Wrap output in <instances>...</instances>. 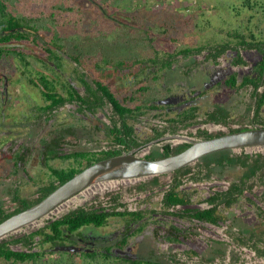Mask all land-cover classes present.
Wrapping results in <instances>:
<instances>
[{"label": "flooded vegetation", "instance_id": "1", "mask_svg": "<svg viewBox=\"0 0 264 264\" xmlns=\"http://www.w3.org/2000/svg\"><path fill=\"white\" fill-rule=\"evenodd\" d=\"M48 31L41 30L36 39L30 35L23 40L13 38L9 42H0V46L9 45L24 52L27 60L19 62L15 57H0V210H14L18 206V196L37 198L40 195L36 189L38 184L41 181L50 184V165L60 168L67 161H74L75 156L81 158L80 162L75 160L77 166L87 164L91 157L96 159L114 150H120L118 154L133 151L134 155L154 159L163 157L168 147L172 154L198 139L264 126L255 115L257 97L252 96L253 85L236 90L226 83L232 74L237 76V83L248 75L258 77L264 51L256 47L253 48L260 52L253 57L251 66L242 53L249 47L240 49L244 62L237 60L239 52L235 49L216 57L204 49L189 54L171 52L173 55L167 52L127 55L122 52L112 54L115 59L107 65L97 62V55H92L94 61L85 63L81 58L77 63L63 49L51 44ZM49 48L57 50L56 53L50 52ZM84 56L87 58L88 54ZM57 59L60 66L55 64ZM168 59L172 60L170 66H167ZM15 60L20 67L18 76L14 74ZM68 63L72 66L70 72ZM96 80L104 82L112 91L117 98L115 102L122 107L121 113L114 110L113 102L107 97L99 104ZM263 89L264 85H261L259 90ZM242 91L248 93L252 103L246 105V112L234 113L229 104L233 94ZM45 92H54L57 98L63 97L65 101L51 109L53 100ZM19 93L23 94L21 101L17 100ZM228 95L232 97L226 98ZM226 111L229 112L227 121H218L217 118L224 116ZM261 116L264 118V104ZM39 120L44 122L47 130L52 129L41 138L39 166H35V148L30 142H33L32 127ZM23 126H27V131L22 132ZM26 137L27 140H19ZM117 137L124 141H117ZM82 141L90 146L74 149L67 146H78ZM54 146L57 148L52 151ZM227 151L248 153L251 159L260 158L262 166L247 177L246 166L221 165L216 160L205 164V155L183 168L148 179L98 183L85 189V195L71 198L89 201H81L63 213H50L40 220L45 225L50 219L82 207L108 213L102 225L89 224L74 232H65L57 242L46 241L44 236L37 235L31 243L25 235L43 226L28 229L33 223L2 241H9L14 251L36 253L38 258L46 261L52 256L62 259L65 264H214L215 260L204 254L221 230L229 229L235 238V260H240L239 254L250 248L264 259L261 251L264 248V147ZM82 152L88 157H83ZM73 153L75 156L67 160L66 155ZM57 160L62 165L52 164ZM218 166H237L241 174L225 184L219 179L221 170ZM6 181L9 185L4 187ZM233 184L242 191L230 206L219 203L217 213L221 218L217 222L194 215L196 211L211 209L214 204L210 199H224L219 193L229 191ZM30 185H36L34 194L24 189ZM256 187L258 191H254ZM170 193L187 202L166 205L164 199L172 196ZM3 194L12 201L5 204ZM210 232L213 238L207 242L203 238ZM17 238L22 239L16 242ZM60 245L77 249H55ZM40 259L2 258L0 264L44 263Z\"/></svg>", "mask_w": 264, "mask_h": 264}, {"label": "trees", "instance_id": "2", "mask_svg": "<svg viewBox=\"0 0 264 264\" xmlns=\"http://www.w3.org/2000/svg\"><path fill=\"white\" fill-rule=\"evenodd\" d=\"M93 1L99 3V5L102 6L101 12L106 14L105 11H108L110 8L115 11L123 10L126 8L123 5L127 0ZM245 1L248 4L247 7H249L248 12H250V14L248 13L247 15H244V12L236 8V11H239L240 14H243L244 16L240 17V20L230 21L228 27L221 28L220 30L218 29V26L213 25L210 20L207 21V24L204 23V21L203 24L196 21L193 25V18H187L185 15H181L182 17L180 18L183 19L182 26L185 32L198 27V29H201L203 32L204 36H194L196 38V45L178 43L183 46L186 44V47H175V50H172V53L189 54L208 49L211 55L216 57L229 49H235L239 52V58L237 60L244 62L240 55V49L242 47H256L261 51H264V0ZM226 2L227 1H224L223 3L225 4ZM174 7L175 4L170 3V6L153 14L148 10V6L144 7L138 4L133 8L132 12H130L129 18L132 20L130 21L137 22V24L138 22H144L146 27L145 29L138 27L136 30H140L141 28V31H135L131 38L136 39V42L138 43L142 42V40L146 41L148 45L152 46V50L157 54H160L161 52L164 54L166 52L170 54L171 51L168 48H165L166 46H163V44L168 46L171 40L178 42L180 41L177 37L178 34L181 33L182 39L184 34L181 31L177 33V30H180L179 27L181 26L177 23L180 14L174 9ZM190 7L191 6L188 5H182L181 9L185 8L187 10ZM226 7L230 8L228 5ZM80 11L81 9H79L78 4L74 0H0V36L2 35L0 42H9V40L13 38L23 40L30 37V35L34 36L36 39L41 30H49L48 32L50 33L47 34L52 37V39L49 40L51 41V44L55 45L57 48L63 49V51L66 52L75 62H81V58L85 63L87 61H94V56L97 55V62L105 63V65L110 64L112 60L115 59L114 55L117 52L112 46L119 45L120 48L122 46H129V43L125 42L121 37L122 31L126 29L127 23H130V21H126L125 24L115 22L113 17H105L103 14L100 16L96 15L90 19L85 17ZM180 13L184 12L181 11ZM240 14H237L236 12L235 16H241ZM142 31L144 35L141 33ZM115 34L116 36L114 37ZM161 34L162 36H169L170 39L166 42L158 40L161 37ZM201 37L203 39H200ZM158 43L162 44L160 48H164H158ZM49 51L56 53L57 50L49 48ZM172 53L170 55H173ZM24 54V52H19L16 48H12L9 45L0 46V57H3V59L15 57L19 62H26L27 60ZM85 54H88L87 58L84 56ZM112 54L114 55L111 56ZM92 55L94 56L92 57ZM164 57L166 59L165 55ZM156 59L157 58H154L153 60L156 61ZM171 61V59H168L167 66H170ZM59 62L60 60H55V64L58 66H60ZM50 67L54 68L53 66ZM258 69L259 74L256 78L248 75L241 80V83H237V76L232 74L229 79L226 80V83L228 86H232L236 90L243 86L253 85L254 89L252 96L253 98L257 97L255 102L256 107L254 106L255 115L258 121L264 123V118L261 116V109L264 104V89L262 91L259 90V87L264 85V61L260 63ZM96 83V90L99 92V104H101L102 100L107 97L109 102H113L114 110L117 113H121L122 107L118 102H115L117 101V98L112 94V91H110L101 80H96ZM45 94L53 100V103L49 107L51 109L55 105H59L65 101V98L63 97L57 98V96L54 95V92H45ZM228 118L229 112L226 111L224 116L217 118V120H223L226 122ZM187 123L188 122H186L185 125H187ZM119 140L124 141L117 137V141ZM55 147L56 146H54L52 151H55ZM169 150V147L166 148V153L162 156L170 154ZM120 152V150H114L108 152L104 156H99L96 159L118 154ZM81 155L83 157H88L86 152H82ZM74 156V153L67 154L66 158L67 160H70L69 158ZM206 157L207 158L204 159L205 164H210L216 160V163L221 165H244L247 167V177L262 166L260 158L251 159L252 156L248 153L231 154L230 151L224 150L216 152L215 154L207 155ZM75 158L76 161L81 159L76 156ZM96 159H92L91 157L89 158L88 163L83 164L82 166H80L81 164L77 166L75 160L67 161V164H63L60 168L50 165V184L47 185L46 181H41V183L38 184V188H36L40 195L35 199H24L18 196V199H16L18 201V206L14 210L10 212H5L3 209L0 210L2 212L0 215V222L12 214L39 202L52 192L53 189L70 179L77 172L84 169V167L90 165L93 161H96ZM241 191L242 190H240L236 184H233L229 191L219 193V196L223 194L224 199H210L214 206L205 211H196L194 215L203 220H208L213 223L217 222L221 218L220 214L217 213L219 203L223 202L226 206H230L237 200L236 197ZM170 195L172 196L168 199H164V203L168 206L179 203L184 204L187 202L186 199L181 198L177 194L175 195V193H170ZM107 216L108 213H98L96 211H89L79 207L70 210L68 213L56 219H50L45 225L43 224V226H40L33 232L27 233L24 238H29L28 242L32 243L35 240V236L42 235L46 241L57 242L62 238L65 232H74L82 226L89 224L102 225L106 222L105 220L107 219ZM21 239L22 238H17L15 241L17 242ZM261 251L263 252L262 254H264V248L261 249ZM2 258L6 260L12 258L24 260L28 258H34L35 260L40 259L37 257L36 253L14 251L9 246V241L6 240L0 242V260ZM212 259H214V257H212ZM147 264H151V262H147Z\"/></svg>", "mask_w": 264, "mask_h": 264}, {"label": "rangeland", "instance_id": "3", "mask_svg": "<svg viewBox=\"0 0 264 264\" xmlns=\"http://www.w3.org/2000/svg\"><path fill=\"white\" fill-rule=\"evenodd\" d=\"M74 1L78 4L79 9H81L80 12H82L83 15H85V17H87V18L91 19L92 17H95L96 15L100 16L101 14H103L101 12L102 6L93 0H74ZM137 1H139V2H137ZM224 1H227V2L224 4L223 3ZM251 1H253V0H251ZM170 3L175 4L174 9L177 12H179V14H180L177 23H178V25H181V26L179 27L180 30H177V33L180 31L182 33H184L183 39L181 38V33L178 34L177 37L179 38L180 41L175 42V41L171 40L169 42L170 45L168 44V46L166 44H163V46H166L165 48H168L171 52H172V50L173 51L175 50V47L176 48L186 47V44L187 45H196V42H195L196 38L194 37L195 35L204 36L201 29H198V27L196 29H190L189 31L185 32L183 29V26H182L183 19L180 18V17H182L181 15H183V16L185 15L187 18H190V17L193 18V21H194L193 25L196 21H199L200 24L201 23L203 24V21H204V23L207 24V21L210 20L212 22V24L215 26H218V29L220 30L221 28L228 27L230 24L229 23L230 21L240 20L239 19L240 17L247 15L248 13L250 14V12H248L249 11L248 10L249 7H247L248 4L246 3L245 0H127L123 5L126 8H124L123 10H121V11L116 10L115 11L112 8H110L108 11H105L106 14H103V15L105 17H109V16L113 17L114 16V17H116L120 20H124L126 22V21L131 20L129 18L130 12H132L133 8H135L138 4L141 6H144V7L148 6V8H149L148 10L154 14L156 12L162 11L163 9H165V7L170 6ZM232 4H233V6H232ZM182 5L183 6L188 5L191 7L187 10L185 8L181 9ZM227 5L230 8H227L226 7ZM236 8L240 9L242 12H244V15L240 14L239 11H236ZM181 11L184 13H180ZM236 12H237V14H240L241 16H237V15L235 16ZM196 16H197V18H196ZM117 20H114V21L118 22ZM131 21H130V23H127V27L125 30L122 31V37H121L123 40H125V42L129 43V46H124V47L122 46L120 48V46L117 45V46H112V48L117 50L116 53H119V51H120V53L125 52V53H127V55H131L133 53H139V52L140 53L141 52H149L150 54H152L154 52L152 50V46L148 45L146 43V41L142 40V42L138 43V42H136V39L131 38V36L133 35V33L135 31H141V28H140V30H136L138 27H142V29L143 28L145 29L146 24L144 22H141V23L138 22V24H137V22H131ZM141 33L144 35L143 31ZM115 36H116V34L114 35V37ZM165 38H167V39H165ZM169 39H170L169 36H167V35L162 36V34H161V37L158 40H161L162 42H166ZM200 39H203V38L201 37ZM178 43H186V44L183 46L182 44H178ZM161 46H162V44L158 43L157 47L160 48ZM162 48H164V47H162ZM162 48H160V49H162ZM256 51L257 50L255 48H253V49L244 48V50H242L243 56L245 58L249 59L250 66H251V63L254 62L253 57L260 52L259 51L257 53ZM161 53H163V52H161ZM256 56H258V55H256ZM13 63H15L14 64V66H15L14 74H16V76H18V74L20 73L19 62L15 60ZM180 66L181 65L179 64L178 67H180ZM71 68H72V66L68 63L67 69L69 72L71 71L70 70ZM245 69H246V67L244 66L243 70L245 71ZM26 94H27V92H26ZM247 95H248V93L246 91L245 92L242 91V92H237V93L233 94V97H232V95H228L226 97L228 99L231 97L233 98L231 103L229 102L230 103L229 105H230V107H232V110L234 113L241 114V113L246 112V105L252 103L251 100L249 101V97ZM17 98H18L17 100L21 101V99H23V94L19 93L17 95ZM23 110L26 111L27 109L24 108ZM37 122H35V124L32 127L33 142L32 141L30 142V144L31 145L33 144V146L35 148V153H36L35 159H34L35 166L36 165L39 166L38 157H40V156H38V152H39V148L41 146L40 145L41 138L43 136H45V133L49 134V131H50L49 129H52L51 127H49V129L47 130V128H45V126L43 125L44 122L41 120H39ZM67 122H69V121H67ZM26 127L27 126H23V129H21L22 132L27 131ZM21 139L27 140L28 138L27 137L26 138H20L19 140H21ZM83 142L84 141L80 142L81 144L78 143V146H74V145H67V146H69L72 149H74V148H88L90 146V145L83 144ZM71 143L75 144V141H71ZM235 151L238 152L239 149H236ZM60 163L61 162H59L57 160L56 162H53L52 164L53 165H62ZM41 167H43V165ZM217 168H219L221 170V173L218 174L219 179L222 182H224L225 184L237 179L239 177V175L241 174V169L237 166H226V167H221V168L218 166ZM0 172H2V171L0 170ZM40 173L42 174V169H41ZM7 183L8 182L6 181V183L3 184L4 187H6V185H9ZM35 188H36V185H35V187L30 185L24 189H27V191L31 192V194H34ZM258 190H259V188H257V187L254 189V191H258ZM85 192L86 191L81 192L80 194L76 195L75 198L78 196H81V195H85L86 194ZM3 198L5 201V204H8L12 201L11 199H8L6 197V194H3ZM89 200L90 199H70L67 203H65L62 207H60L57 211H54V212L63 213L68 209V207L72 208V207H75V205H79V203L81 201H89ZM263 204H264V202H263ZM54 212H52V213H54ZM248 213H251V210ZM41 222H42L41 220L35 222V224L28 227V229H34V228L39 227L40 225L43 224V223L41 224ZM248 226H250V225H248ZM95 229H97V228H95ZM229 231H230L229 229L221 230L218 238L216 237L217 240L215 242H212V246L210 248H208V251H206L205 252L206 254H204V255L205 256L207 255L210 257H215L213 259V260H215V261H213L214 264H244V263L245 264H264L263 257L260 256L259 254H256V252H254L252 250V248H250V249H244L243 248L244 249V252H242L243 255L241 256L242 253L239 254L240 260H238V259L235 260V258H236L235 253H234V250H236L235 238H233L232 235H230ZM212 234L213 233H211V232H210V234H206L203 239L206 240L207 242H209L208 239L211 240L213 238ZM232 240H234V242ZM219 241H220V243H218ZM61 253H62V255L67 254L66 252H61ZM74 257L75 256H73V259H74ZM61 260L62 259L57 260V258H54L51 256L48 261L43 260L41 258L40 261L44 262V263H40V264H65V263H62ZM176 261L177 260H175V262ZM2 264H9V263L4 262ZM97 264H99V262Z\"/></svg>", "mask_w": 264, "mask_h": 264}, {"label": "water", "instance_id": "4", "mask_svg": "<svg viewBox=\"0 0 264 264\" xmlns=\"http://www.w3.org/2000/svg\"><path fill=\"white\" fill-rule=\"evenodd\" d=\"M264 147V126L224 133L219 136L198 139L185 149L159 158H145L133 151L96 161L70 179L53 189L39 202L16 212L0 222V242L26 226L32 225L48 214L57 211L71 198L105 181H129L148 179L183 168L201 157L227 149ZM155 164V173L146 171V166ZM57 250H76L74 246L60 245Z\"/></svg>", "mask_w": 264, "mask_h": 264}, {"label": "clouds", "instance_id": "5", "mask_svg": "<svg viewBox=\"0 0 264 264\" xmlns=\"http://www.w3.org/2000/svg\"><path fill=\"white\" fill-rule=\"evenodd\" d=\"M146 171L148 172H153L155 173L156 171H158L159 169L157 168V166L155 164H152V163H149L147 166H146Z\"/></svg>", "mask_w": 264, "mask_h": 264}, {"label": "bare ground", "instance_id": "6", "mask_svg": "<svg viewBox=\"0 0 264 264\" xmlns=\"http://www.w3.org/2000/svg\"><path fill=\"white\" fill-rule=\"evenodd\" d=\"M99 185H101V184H99ZM101 187H102V185H101ZM104 187V186H103ZM95 187H93L92 189H94ZM62 207V206H61Z\"/></svg>", "mask_w": 264, "mask_h": 264}]
</instances>
